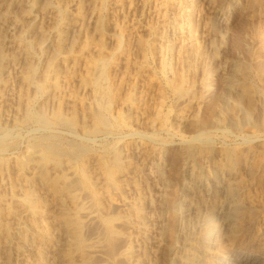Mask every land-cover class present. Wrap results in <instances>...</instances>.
<instances>
[{"label":"rangeland","instance_id":"rangeland-1","mask_svg":"<svg viewBox=\"0 0 264 264\" xmlns=\"http://www.w3.org/2000/svg\"><path fill=\"white\" fill-rule=\"evenodd\" d=\"M0 2V264H264V0ZM219 170L245 214L185 246Z\"/></svg>","mask_w":264,"mask_h":264},{"label":"bare ground","instance_id":"bare-ground-1","mask_svg":"<svg viewBox=\"0 0 264 264\" xmlns=\"http://www.w3.org/2000/svg\"><path fill=\"white\" fill-rule=\"evenodd\" d=\"M1 1V0H0ZM7 1V0H6ZM1 3V2H0ZM27 5V4H26ZM3 11V10H2ZM1 13V12H0ZM2 14V13H1ZM5 15V14H4ZM2 16V15H1ZM4 24V23H3ZM176 89V88H175ZM248 100V99H247ZM248 104V103H247ZM7 115V114H6ZM7 118L9 116H6ZM10 119V118H9ZM190 150V149H189ZM36 151V150H34ZM55 152V151H54ZM190 152V151H189ZM57 153V152H56ZM193 154V153H192ZM184 155V154H183ZM186 155V154H185ZM182 155H180V157H177V158H181ZM186 157V156H184ZM176 158V159H177ZM174 160V159H173ZM178 161V159H177ZM38 162V161H37ZM176 162V161H175ZM36 163V162H34ZM33 163V165H34ZM56 163V162H55ZM176 164V163H175ZM37 165V164H35ZM42 165V163H41ZM177 165V164H176ZM224 165V164H223ZM227 165V164H226ZM39 166V165H38ZM38 166H34L36 169L38 168ZM54 166H56V164H54ZM70 166V165H69ZM228 166V165H227ZM25 167V166H24ZM32 167V166H31ZM31 168V169H34ZM68 167V166H67ZM218 167V166H217ZM229 167V166H228ZM51 168V167H50ZM54 168V167H52ZM69 168V167H68ZM199 168V167H198ZM222 168V167H221ZM24 169V168H23ZM27 168H25L26 170ZM30 169V168H29ZM35 169V170H36ZM40 168L37 169V171L39 170ZM70 169V168H69ZM201 169V168H200ZM41 170V169H40ZM34 172V170H32ZM36 171V173L38 174V172ZM71 171V169L69 170ZM200 171V170H199ZM220 171V175H221V178L220 179H216L215 181L214 180H211L210 179V188H209V191L208 193L206 194L207 195V198L204 199L203 202H199V200L196 199V197L199 195V188H201L200 186L204 183L201 175L199 173H196V175L191 179V182H190V186L188 187V191L187 193L184 195V200L187 204V207L185 209V212H184V215H185V220L184 222L182 223V225L180 226V230L182 232V242H183V245L186 246V244L192 242V243H196L197 247L199 245H202L203 243L206 242V240H209V237L211 235V232L212 229H213V226L212 223H213V219H214V214L216 213V215H219L220 217V221H221V232L225 234L224 231H227L226 229L231 226L230 223L231 221H235L236 222V215H238L237 213H240L239 211L242 212V214L244 213L245 214V207L247 206H244V205H240V203L238 204L235 199H236V196H234V192H233V187L231 188L230 186V181L232 180V177L230 178L231 180L229 181H226L225 178H223L225 174V171L224 170H219ZM218 172V171H217ZM229 172V170H228ZM35 173V174H36ZM71 173V172H69ZM202 173V172H201ZM73 174V173H72ZM210 174V173H209ZM208 174V175H209ZM218 174V173H217ZM230 174V173H228ZM39 175V174H38ZM172 177V176H171ZM170 177V178H171ZM207 178V176H205ZM227 177V176H226ZM228 178V177H227ZM224 179V180H223ZM172 180L174 179H166L167 182H170L172 183ZM176 180V179H175ZM174 180V181H175ZM190 180V179H189ZM207 180V179H206ZM228 180V179H227ZM235 183V182H234ZM232 184V183H231ZM235 185V184H234ZM233 185V186H234ZM263 185V184H262ZM169 186V185H168ZM174 187V186H173ZM204 187H205V184H204ZM67 189H70V188H67ZM208 190V189H207ZM235 190V189H234ZM69 191V190H68ZM237 191V189H236ZM235 191V192H236ZM70 193H72V191H70ZM68 193V194H70ZM236 194V193H235ZM83 197V196H82ZM81 197V198H82ZM220 198V200H219ZM84 200V198H82ZM202 199V198H201ZM83 200H82V203H83ZM210 203H209V201ZM217 200H219V202L217 203ZM79 201V200H78ZM81 201V200H80ZM86 201V200H85ZM84 201V202H85ZM175 201V200H174ZM202 201V200H201ZM215 201V203H214ZM239 201V200H238ZM242 203V202H241ZM80 204V203H79ZM84 204L86 205V203H83V205H81V208H84L85 207V210H87L86 206H84ZM243 204V203H242ZM80 206V205H79ZM78 206V207H79ZM84 206V207H82ZM89 206V205H88ZM251 206V205H250ZM171 210H173L171 208V205L169 206ZM211 208H213L211 210ZM89 209V207H88ZM168 209V208H167ZM169 209V210H170ZM84 210V211H85ZM247 210V209H246ZM244 211V212H243ZM254 211V210H253ZM81 213V212H80ZM251 213V211H250ZM82 214V213H81ZM84 216L86 217H90L91 216V211L90 210H87L85 211L84 213ZM82 214V215H83ZM80 215V214H79ZM83 216V217H84ZM240 216H241V213H240ZM92 219V218H90ZM233 219V220H232ZM242 220V219H241ZM240 220V221H241ZM254 220V219H253ZM247 221V220H246ZM249 221V220H248ZM255 221V220H254ZM235 222H233L235 224ZM245 222V221H244ZM243 223V221H242ZM241 223V224H242ZM260 223V222H259ZM263 223H264V220H263ZM232 224V225H234ZM262 224V223H261ZM238 225H240L238 223ZM247 225V224H246ZM249 225V224H248ZM211 226V227H210ZM235 226V225H234ZM233 226V227H234ZM264 226V225H263ZM209 227V229H208ZM232 227V226H231ZM232 227V228H233ZM250 227V225H249ZM230 228V227H229ZM231 228V229H232ZM253 228V227H252ZM230 230V229H228ZM251 230V229H250ZM261 230V228H260ZM247 231H249V229H247ZM263 231V229L261 230ZM255 234V233H254ZM72 236V235H71ZM248 236V235H247ZM260 236V235H259ZM74 239V238H73ZM257 239V238H256ZM10 242V241H8ZM66 242V241H65ZM79 242V241H78ZM251 242V241H250ZM75 243V242H74ZM77 244V243H76ZM96 244V243H95ZM97 245V244H96ZM96 245H92L95 246V249L94 250H97L96 249ZM194 246V245H193ZM192 246V248H193ZM94 248V247H93ZM190 248V249H192ZM203 250V248H202ZM93 252V251H92ZM205 252V251H203ZM201 251V248L198 247L197 249H193V252L190 256H186L184 255H181L179 256V263L180 264H199L198 260L200 258H202V253ZM189 253V252H188ZM262 253V252H261ZM181 254V253H180ZM186 254V253H185ZM188 255V254H187ZM259 255V254H258ZM250 258L249 256H246L245 260ZM244 261H241L239 262L238 264H247L246 262H251L254 261L252 259V257L245 262ZM260 260V259H259ZM84 262V261H83ZM204 262V261H203ZM202 262V263H203ZM255 262V261H254ZM253 262V263H254ZM84 264V263H83Z\"/></svg>","mask_w":264,"mask_h":264}]
</instances>
